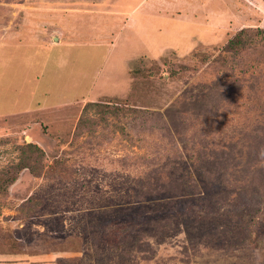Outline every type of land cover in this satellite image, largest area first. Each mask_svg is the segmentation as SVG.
Returning a JSON list of instances; mask_svg holds the SVG:
<instances>
[{
	"label": "rangeland",
	"instance_id": "374dc122",
	"mask_svg": "<svg viewBox=\"0 0 264 264\" xmlns=\"http://www.w3.org/2000/svg\"><path fill=\"white\" fill-rule=\"evenodd\" d=\"M0 264H264V0H0Z\"/></svg>",
	"mask_w": 264,
	"mask_h": 264
},
{
	"label": "trees",
	"instance_id": "16d2710c",
	"mask_svg": "<svg viewBox=\"0 0 264 264\" xmlns=\"http://www.w3.org/2000/svg\"><path fill=\"white\" fill-rule=\"evenodd\" d=\"M239 44H240V34L236 37V40L234 39V40H231L230 41L229 46L232 47V49H234ZM99 105L100 104L99 103H96V102H89L85 106L84 112H86V110H88V108L97 107ZM21 148L23 149V153L24 154H27L29 158L32 157V158H38V159H40L44 155V151L40 147H38L37 145H35L33 143L26 144L25 146H23ZM30 160H32V159H30ZM23 170H29L31 174H33L34 176H37V172L38 171L35 168H33L32 166L27 165V163H25V165H23L22 167H20L18 169L16 176L13 175L10 178L8 177V180L6 181V187L4 188V191L5 192H7V190L10 188V186L17 180V176Z\"/></svg>",
	"mask_w": 264,
	"mask_h": 264
}]
</instances>
